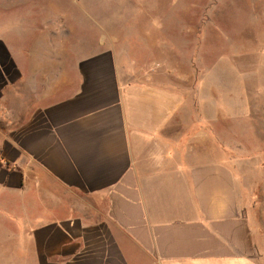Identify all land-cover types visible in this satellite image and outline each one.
<instances>
[{
	"label": "crops",
	"instance_id": "crops-1",
	"mask_svg": "<svg viewBox=\"0 0 264 264\" xmlns=\"http://www.w3.org/2000/svg\"><path fill=\"white\" fill-rule=\"evenodd\" d=\"M47 1L99 24L122 19L106 5L133 0ZM51 22L33 36L22 30L18 50L0 36V198L10 197L0 201V229L19 230L0 255L19 264H264V231L236 203L264 196L248 176L255 145L234 141L226 125L254 114L264 136V94L252 103L249 83L236 90L221 62L207 92L199 80L185 87L170 59L178 51L151 33L137 31L136 48L116 26L76 32ZM259 147L253 166L263 172Z\"/></svg>",
	"mask_w": 264,
	"mask_h": 264
},
{
	"label": "rangeland",
	"instance_id": "rangeland-1",
	"mask_svg": "<svg viewBox=\"0 0 264 264\" xmlns=\"http://www.w3.org/2000/svg\"><path fill=\"white\" fill-rule=\"evenodd\" d=\"M66 5L67 3H59L58 10L54 11L47 0H25L24 3L22 0H0V36L18 50L17 44L22 43L20 37L22 30L30 31L29 34L33 36L38 24L48 17L52 18L51 26L66 24L74 27L76 32H82L84 28L98 31L102 26L107 28L116 26L125 30L128 37L131 33L136 41L133 43L138 45L136 48H142V43L138 41L141 37L138 39L139 34L136 32L144 31L151 33L154 39L158 43L161 41V45L166 48L178 51L170 59L180 67L179 71L186 75L185 87L190 88L192 80L195 81L193 83L199 80L201 87L207 92L209 72L214 70L215 66L219 67L221 62L228 72V80L230 82L236 80V90L241 92L247 81L249 89L248 91L243 89L245 94L246 92L249 94L252 103H260L259 94H264V86L259 84L261 77H264V0H133L121 6L106 5V12L110 15L117 12L118 17L122 19L103 21L99 24L91 21L85 23V19L81 20L78 13L65 11ZM197 37L200 40L198 45ZM192 39L195 41L194 44H188ZM17 54L22 57L23 52L17 51ZM9 55L12 59L13 54H8V57ZM123 55L125 59L132 57L152 61L147 54ZM170 71L173 72L175 69ZM262 119L263 117L249 114V117L241 116L238 120L234 117L231 122L228 120L226 125H231L235 131L232 130L234 141L236 138L241 140L248 138L249 143L256 147L257 144L264 143L260 127ZM224 122L217 121V127L224 125ZM255 147L248 151L249 155L254 157V160L249 159L253 164L257 162V157L263 154L260 147ZM244 151L247 152L244 149L241 153ZM253 164L250 165L248 174L253 181L249 183L256 190L264 189V170L257 171ZM257 179L261 181L258 182ZM5 198L10 197H2L0 201H4ZM236 203L250 216L254 227L264 231V196L238 197ZM4 208L7 210V207ZM18 231L17 228L0 229V251L1 241ZM0 264L19 262L16 259L7 260L0 255Z\"/></svg>",
	"mask_w": 264,
	"mask_h": 264
}]
</instances>
